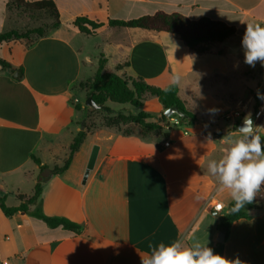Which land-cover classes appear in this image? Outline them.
I'll return each mask as SVG.
<instances>
[{"label": "crops", "instance_id": "crops-1", "mask_svg": "<svg viewBox=\"0 0 264 264\" xmlns=\"http://www.w3.org/2000/svg\"><path fill=\"white\" fill-rule=\"evenodd\" d=\"M9 1L0 0V28ZM51 1L59 27L33 41L0 43V59L12 69H23L18 80L0 64V198L7 206L17 207L34 195L40 169L33 155L50 170L64 166L87 109L80 84L95 76L101 57L107 60V72L154 87L171 85L178 74L179 96L197 121L192 126L169 121L163 132L146 135L135 124L96 131L85 127L86 137L69 168L52 176L41 194L46 216L68 219L83 232L50 228L35 217V206L30 214L12 217L0 209V264H141L150 243L175 240L186 245L208 240L212 249L223 244L222 256L228 259L264 264V186L251 219L233 223L220 242L232 201L227 191H218L207 170L209 160L222 157L228 139L239 135L237 124L247 116L226 120L239 111L236 98L253 89V84L239 89L249 66L241 40L247 23L264 26V0ZM157 12L193 21L208 18L237 32L213 45L210 53L197 55L170 33L109 26L110 20ZM78 17L102 26L87 35L74 26ZM128 106L134 110L121 108L126 115L143 111L160 118L164 113L158 98L150 95L141 108ZM256 112L249 115L264 126V114L257 120ZM260 135L264 137V130ZM94 146L99 147L98 158L84 183ZM29 182L32 194L25 193ZM11 197L14 205L9 204ZM218 202L221 212L213 208Z\"/></svg>", "mask_w": 264, "mask_h": 264}, {"label": "trees", "instance_id": "trees-1", "mask_svg": "<svg viewBox=\"0 0 264 264\" xmlns=\"http://www.w3.org/2000/svg\"><path fill=\"white\" fill-rule=\"evenodd\" d=\"M15 3L22 5L27 12L32 14H46L53 18V24L47 28H34L26 32L12 30L5 33H0V43L8 42L11 40H26L33 41L45 37L49 32L59 27V13L55 3L51 0H40L36 2H26L25 0H14ZM74 26L82 33L93 35L101 28L102 24L96 23L87 17H78ZM110 27H122L129 29H143L157 32H166L179 37L185 45L195 54L202 55L210 53L212 46L218 43H223L227 39L234 36L237 29L232 26L219 21H213L208 18H203L198 21H193L187 17L174 13L167 14L165 12H157L154 15H146L137 19L128 21L124 20H110ZM0 64L4 68L12 69L11 64L0 59ZM107 60L103 57L99 60V67L95 76L80 84V89L86 92V98H91L98 108H104L107 111H112L106 107L107 103H115L119 105H130L134 108H141L144 104L147 95L157 97L164 112L170 108H177L182 112L186 118L174 115L178 118L180 125L186 124L192 126L196 123L197 117L187 108L186 103L182 101L179 96V86L172 84L159 88L148 85L142 79H133L120 76L113 72L106 71ZM16 79L23 77L22 67L12 69ZM165 89H169L165 91ZM258 92V91H257ZM256 109L260 106L261 99L259 94H255ZM77 109H81V105H77ZM154 120V121H153ZM170 118H167L164 113L160 118H156L146 112L138 114H128L123 112L118 114L116 122L109 124L107 128H116L121 125L135 124L141 127L143 133L150 134L152 132H163L164 126L169 123ZM240 124H237V127ZM168 133L165 132V137ZM86 137L85 126H81V131L75 137L70 150V155L64 166L50 170L47 166L42 165L41 161L32 156L33 161L39 166L40 173L35 185L34 195L29 199L23 201L17 207L7 206L5 198H0V209L6 217H12L16 214H30V208L35 206V217L43 220L50 228L62 227L65 230L81 234L83 227L64 218L49 217L42 211L41 194L44 184L52 177L66 171L72 161L73 156L79 150ZM262 140L264 137L261 136ZM262 195V190L258 193L257 197L251 204H246L244 208L238 212L231 211L234 206L233 202L229 204L228 212L225 214L221 229L226 230L227 235L230 232L231 226L236 221L241 219H251V212L258 209L257 199ZM215 253L222 255L223 244H219L213 249Z\"/></svg>", "mask_w": 264, "mask_h": 264}, {"label": "clouds", "instance_id": "clouds-1", "mask_svg": "<svg viewBox=\"0 0 264 264\" xmlns=\"http://www.w3.org/2000/svg\"><path fill=\"white\" fill-rule=\"evenodd\" d=\"M241 46L244 63L255 67L257 62L264 66V26L260 23H247ZM181 77L174 74L173 86L180 83ZM169 89H165L168 91ZM264 126L256 125L247 115L241 126L236 128L239 135L229 138L226 151L221 158L208 161L207 170L216 178L218 191L229 194L238 212L246 204H251L264 186V140L260 131ZM149 251L141 256V264H244L238 257L228 259L199 240L186 245L182 240L170 243L149 244Z\"/></svg>", "mask_w": 264, "mask_h": 264}, {"label": "rangeland", "instance_id": "rangeland-1", "mask_svg": "<svg viewBox=\"0 0 264 264\" xmlns=\"http://www.w3.org/2000/svg\"><path fill=\"white\" fill-rule=\"evenodd\" d=\"M7 8L8 14L6 17L5 25L0 28V33L9 32L12 30H18L23 33L38 27L47 28L53 24V18L51 16H48L46 14H32L30 12H27L22 5L18 6L14 0H10L7 3ZM244 76L246 77L247 81H239L240 91L242 92V87L245 84H253V89L245 92V94L242 95L240 98H236L237 108L235 110L241 111L246 109V112L244 114L249 115L251 112H256L258 109L261 108L264 114V66H261L259 62H257L255 67L248 66L247 69H245L244 71ZM83 92L85 93V96L83 94V96L81 97L85 99L86 92ZM255 94H259L261 99L260 106L257 109L255 107ZM106 107L112 111H107L104 108H93L91 106H87L85 115L81 120V126L84 125L90 131L101 130L102 128L107 127L109 124H113L114 122H116L118 114L120 112H123L121 108H129L134 110L128 105H119L110 102L106 104ZM123 113H126V111ZM242 119L243 118L237 120L241 121ZM31 184V182L27 183L25 187V193L32 194L33 187L31 188ZM15 203V197H11L9 199V204L14 205ZM219 233L220 231L218 232V234Z\"/></svg>", "mask_w": 264, "mask_h": 264}, {"label": "water", "instance_id": "water-1", "mask_svg": "<svg viewBox=\"0 0 264 264\" xmlns=\"http://www.w3.org/2000/svg\"><path fill=\"white\" fill-rule=\"evenodd\" d=\"M86 106H91L93 108H98V106L92 101L91 98H87L86 100ZM164 115L167 117V118H170L174 115H177L179 117H183V118H186V116L179 111V109L177 108H170L168 110H166L164 112ZM253 120V119H252ZM241 126V125H240ZM98 154H99V147L98 146H94L92 152H91V155H90V158H89V161H88V164H87V167H86V170H85V174H84V183L87 181L88 179V176L91 172V170H93L94 166H95V163L97 161V158H98ZM225 234H226V231L224 230L221 235H222V239H220L219 241L220 242H224L225 240Z\"/></svg>", "mask_w": 264, "mask_h": 264}, {"label": "built area", "instance_id": "built-area-1", "mask_svg": "<svg viewBox=\"0 0 264 264\" xmlns=\"http://www.w3.org/2000/svg\"><path fill=\"white\" fill-rule=\"evenodd\" d=\"M246 112V110H241V111H232L231 113H229L227 116H226V120H237V119H240V118H243L244 117V113ZM263 114V111L262 110H259L258 112L255 113L254 115V118L259 120L261 118ZM170 122L173 126H178L180 125V122H179V119L178 118H174L173 116L170 117ZM170 128H168L169 130ZM164 146L165 147H169L170 146V143L169 142H165L164 143ZM214 210L216 212H221L223 210V205L218 202L216 204H214L213 206Z\"/></svg>", "mask_w": 264, "mask_h": 264}]
</instances>
